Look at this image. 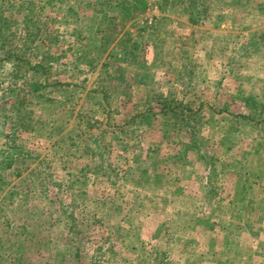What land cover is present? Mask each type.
<instances>
[{
	"label": "rangeland",
	"instance_id": "rangeland-1",
	"mask_svg": "<svg viewBox=\"0 0 264 264\" xmlns=\"http://www.w3.org/2000/svg\"><path fill=\"white\" fill-rule=\"evenodd\" d=\"M107 1L0 0V264H163L160 249L172 254L169 264H214L216 257L205 256L212 250L222 253L219 264H264V0H158L157 10L169 17L156 19L147 37L136 27L126 29L124 18L114 21ZM138 1L124 6L123 14L141 11ZM236 27L244 32L236 34ZM147 39L159 47L148 67L144 56L151 51L142 49ZM125 45L127 56L114 48ZM16 59L39 67L37 80L47 85L42 92L65 100L64 108L34 98L28 81H10ZM213 69L219 83H208ZM238 73L241 82L234 78ZM180 75L184 83L174 80ZM239 84L247 102L242 110L241 96L222 97ZM175 107L199 108L195 121L184 112L191 129L170 112ZM142 114L145 123L135 120ZM20 116L28 117L23 129L16 123ZM160 121L170 127V145L194 138L207 166L201 198L209 205L198 220L214 225L198 234L219 237V223L228 216L225 245L192 242L200 201L174 195L162 206L139 190L154 165L176 169L145 153L163 152L155 130ZM223 133L228 140L218 146ZM83 145H91L89 151L82 152ZM7 161L9 168L1 170ZM193 163L188 172L199 169ZM175 207L186 209L176 218ZM71 212L78 222L73 228ZM159 218L161 248L153 240ZM178 237H185L181 248ZM179 249L198 255L180 259Z\"/></svg>",
	"mask_w": 264,
	"mask_h": 264
},
{
	"label": "crops",
	"instance_id": "crops-1",
	"mask_svg": "<svg viewBox=\"0 0 264 264\" xmlns=\"http://www.w3.org/2000/svg\"><path fill=\"white\" fill-rule=\"evenodd\" d=\"M135 1H137V0H109V1H107V3L110 4V7H112L111 10L112 11L114 10V12H112L110 16L114 21H118L119 19H123V18L126 19L128 21V26L126 29H128L130 32H134V29L136 27V28H138L139 33H141L144 37H147L145 35V33H147L146 31L150 30L151 26L155 23V20L160 18L161 16L169 17V15H166V14L162 13V11L157 10L155 3L158 0H142L144 2V6H142L141 11L139 10L138 12H131L128 15H126V13H125V15H124L122 12V8L125 6V7H128L131 9V5L135 4ZM225 1H227V0H225ZM228 1H230V0H228ZM123 11H127V10L124 8ZM102 16H103V14L99 13V14H96L95 18L98 21V20H101ZM116 16H118V18H116ZM104 18H105V16H104ZM188 25L192 26V24H188ZM193 26H195V25H193ZM242 31L240 28H237V27L235 28L236 34H241L244 32V31L243 32ZM228 33L230 34L231 31H228ZM161 43L164 46H167V44H168L165 39ZM114 44H116V42ZM114 48L118 52L122 51L121 50L122 47L116 46ZM157 48H159V47L156 45V42L154 40L148 41V39H147V42L144 43L142 49L151 51V54H147V52L145 53V56H144L145 66L148 67V66H152L155 64L156 61H154V57L156 55L154 54V51L157 50ZM122 53L124 54L123 51H122ZM155 59H156V57H155ZM195 65L197 66V61H195ZM179 66H180V70L183 71V67L186 65H184L182 62H180ZM228 69H230V68H228ZM217 72L218 71L217 70L214 71V69H213V71H209V73L207 75L208 83L209 82L213 83L214 81H216V82L218 81V83H219V81H220L219 74L220 73L217 74ZM168 76H170V75H168ZM234 76H235L234 78L237 81L240 80V78L242 77V75H239V73L234 75ZM185 79L186 78H183V76H181V75L177 76V77L175 76V78H174V80L177 81L178 83L179 82L184 83ZM193 79H195L194 74L192 76V81H193ZM160 80H170L171 81V78L170 77L166 78V77H163V75H162V78H160ZM186 81H189V80H186ZM238 82H241V81H238ZM240 87H241L240 84L238 86H236V88L234 89V91L232 93H230V90L223 92L222 97H224L225 99H228V98L233 99V97L239 98L241 96L240 99L245 101V103L243 102L242 106L240 107V110H242V109H246V105H247L246 103L247 102L243 98ZM214 92H215L214 97H216V98L219 97V94H217V91H214ZM180 102H182L184 104V100H182ZM222 103H223L224 113L228 114L229 113L228 108L230 107L228 104L229 102L226 103V101L223 100ZM190 109L192 112H197V110H199V108L193 109L191 107H190ZM156 124H158V125L157 126L155 125V127H156L155 130L158 131L160 136L162 134V138H160V142L158 143V145H160V146L163 145L164 149H165V147H167V146L170 147L172 145L175 147V149L171 150V152H167V153L164 149H163V152H161V150L159 148H157V151L155 149H148L147 152H145L147 154V158H150V156L155 158V156H156V157H158L159 160L161 159V161H164V162L169 161L171 164L174 165V168H176V169H175V171H171L170 169H167L166 166H165V169H163V168H159L158 165L157 166L154 165V171L151 173V175L148 176V179L146 181L141 182V184L139 186V188H140L139 190H141L143 192V197L148 198V199L152 198L151 194L155 195L154 200H157L158 202L163 203L162 206L165 205L166 200H171L172 196H174V195H177V198H180V199L186 200V201H191V200L200 201L199 205L201 206V209L199 210V212L194 214L193 223H192L193 233L198 234V232H199L198 229L201 230L203 226L209 227V224L212 227L214 226L212 220H211V222L205 223V224H203V222H200V220H198L199 219L198 216H201V219H203L202 216L208 215L206 210L209 208V205L204 204V202H202L203 200L201 198V194L203 193L204 183L203 184L201 183L200 176L205 175L207 172V170H206L207 166L202 163V162H205V160H203V161L201 160V158H200V156L202 157L201 152L199 151V149L197 150V149L193 148L194 146L191 143V140L182 139V140H178L175 142L173 141V142H171V145H170V142H166L167 139H166V135H165L166 134L165 133V131H166L165 127H167V126L164 127V125L161 121L157 122ZM173 128L177 129V125L176 126L174 125ZM167 129L169 130L170 127H167ZM223 138H224V133L220 136V138H219L220 141L215 143V144L219 146L221 144V139H223ZM223 142H225V139H223ZM188 144L192 145V148H193L190 150V152H188L185 149V148H188L187 147ZM179 148H182V149L184 148V151H186V152L184 154L182 153L183 155H181L178 152ZM132 155H133V153H132ZM219 160L222 161L223 159H219ZM191 162L197 163L196 167H198L199 169L198 170L197 169L196 170L190 169L191 172H188L187 163H191ZM194 163H193V165H195ZM168 194H169V196H167ZM204 195H205V193L202 194L203 197H204ZM185 209H186V207H185ZM185 209H183V208L178 209L175 207V211H173V213L176 216V218H177L178 210L184 212ZM160 215H161V213H160ZM158 216H159V214H158ZM222 218H223L224 223H223V221H221V223H219V228L222 231L221 234L218 235L219 237H216V235H208L206 232L200 231L201 233L191 237L192 242L195 240L196 241H206L209 245H213L214 243H216L217 240H219V241H221L222 244L225 245L226 240L229 239V232L226 229H228L227 227L231 225L232 220H230V217H228V216H227V218L225 216H222ZM220 220H221V217H220ZM162 222H163V219H161V218H159L158 222L156 221V223H155L156 230L155 231H157V237H154V239H153L156 242L155 245L158 246L159 248H161V245L164 243V240H162V232H161L162 228L164 227ZM163 234H164V232H163ZM182 238H185V237H178V239L175 240L176 243L180 246V248H181L180 243H182L184 241V239H182ZM165 251H166L165 249H160V252H161L160 255H163L167 258L172 257V254L166 253ZM176 255L178 257H180V259H182L184 256L186 258H188V257L192 258V257H194V255L195 256L198 255V253H196V251H194V250L184 252L183 250L179 249L176 252ZM221 255H222L221 252L216 253L214 250H212L210 253H208V252L205 253V256H207L208 258H211V259H213L215 257L217 258L214 261V264H219L218 259L220 258ZM201 256H202V254H201ZM173 257H174V255H173Z\"/></svg>",
	"mask_w": 264,
	"mask_h": 264
},
{
	"label": "trees",
	"instance_id": "trees-1",
	"mask_svg": "<svg viewBox=\"0 0 264 264\" xmlns=\"http://www.w3.org/2000/svg\"><path fill=\"white\" fill-rule=\"evenodd\" d=\"M137 2H139L138 0H137ZM135 3H136V1H135ZM142 6H144V2L142 1ZM129 41H123V43H128ZM132 46H134V45H132ZM122 50H124V52H125V54H126V56L127 55H129V51H128V47L125 45V46H123L122 47ZM16 63L14 64V69H13V71L16 73L15 75H14V77H12V75L10 76V81H12V82H22L23 84H25L27 81H28V83H26V85L32 90V94L34 95V98H37V99H43V101L45 100V102L46 103H50V105L51 106H53L57 111L60 109H62V107L64 106V104H65V100H55V99H53L52 97H50L48 94L46 95V94H44L43 92H42V90L43 89H46L47 88V85H43V83L42 82H40V81H38L37 80V75H36V73H38L39 71H38V69H39V67L38 66H36V65H31L30 63H28V62H24V61H20L19 59H16V61H15ZM12 73V72H11ZM23 73V74H22ZM22 74V75H21ZM18 75H21V76H19V77H17ZM63 86H65V84H63V85H61L60 87H63ZM55 88H57V87H55ZM59 88V87H58ZM60 93H62V92H60ZM40 104V103H39ZM180 104H182L183 105V103H180ZM178 105H179V103H178ZM64 108V107H63ZM186 109V111L184 110V112L186 113V114H190V116H191V118L193 119V121H195V118H194V116L193 115H195V114H197L196 112H192L191 111V109L189 108V107H186L185 108ZM64 110V109H63ZM177 111L179 112V115L177 114ZM170 112H173V113H175V117H177L178 118V120L180 121V122H183L184 124H185V127L187 126L188 128H192V126L189 124L190 122H189V118L187 117V115L183 112V110L182 109H180V107H175V108H173L172 110H170ZM257 113H259V112H256V113H254V114H257ZM23 113H21V115H22ZM163 115L164 114H167V112H163L162 113ZM261 114V113H260ZM177 118H176V121H177ZM135 120H139V122L141 123H145V122H147L149 119H148V117L146 118V116H144L143 114L142 115H140L139 117H137ZM154 120V119H153ZM246 120L248 121V122H250L249 120H252V119H250L249 117H246ZM27 122H28V117L27 116H20V118H19V120L18 121H16V123L18 124V127H20V128H22L23 129V127L22 126H25V124H27ZM49 123H50V125H51V122L50 121H48ZM152 121H149V123H151ZM49 123H47V124H49ZM262 123V119L260 118L257 122H256V124L257 125H260ZM38 125H40V127H42V125L43 124H41L40 122H39V124ZM141 125V124H140ZM26 127V126H25ZM47 127H49V126H47ZM166 133V132H165ZM191 136V138H192V143L194 144V138L192 137V135H190ZM79 137V136H78ZM261 138L262 139H264V133H262L261 134ZM223 139H226V140H228L227 139V135L226 136H224V138ZM223 139H221V143H223ZM93 140V142H94V144H95V148H97V145H96V143H97V140H95V139H92ZM191 140V139H190ZM224 144V143H223ZM91 145H88V146H86V145H83V147H82V152H86V151H89V148L88 147H90ZM100 154V155H99ZM95 155V154H94ZM98 155L99 156H101L102 154L101 153H98ZM95 156H97V155H95ZM7 163H8V165H7ZM1 170H5V169H8L9 168V166H10V162H6L5 163V166L4 165H2L1 164ZM257 172V174L260 172V171H255V173ZM251 183L248 181V185L247 186H249ZM244 185H246V184H244ZM244 190V187H242V188H240V189H238V191L240 192V193H242V191ZM246 190H249L248 188H245V191ZM66 213H67V211H65ZM64 212V213H65ZM67 219H68V221H69V224H70V226H69V228H73V227H75V226H77V224H78V222L75 220V218H74V213L73 212H71V213H69V218L67 217ZM78 255V253H75L74 254V256L76 257ZM102 255H100V257H99V259L100 258H102L101 257ZM162 259H163V262H165V263H163V264H169L168 262H167V257H165V256H163V255H161L160 256ZM93 258V257H92ZM99 259H95L94 258V261L95 262H99L100 260ZM100 263V262H99Z\"/></svg>",
	"mask_w": 264,
	"mask_h": 264
}]
</instances>
